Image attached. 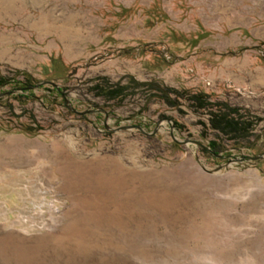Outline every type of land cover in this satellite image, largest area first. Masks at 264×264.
I'll return each instance as SVG.
<instances>
[{"label": "rangeland", "instance_id": "rangeland-1", "mask_svg": "<svg viewBox=\"0 0 264 264\" xmlns=\"http://www.w3.org/2000/svg\"><path fill=\"white\" fill-rule=\"evenodd\" d=\"M0 75L50 82L0 97V264H264V0H0Z\"/></svg>", "mask_w": 264, "mask_h": 264}, {"label": "trees", "instance_id": "trees-1", "mask_svg": "<svg viewBox=\"0 0 264 264\" xmlns=\"http://www.w3.org/2000/svg\"><path fill=\"white\" fill-rule=\"evenodd\" d=\"M132 80V79H131ZM135 82V86L141 88L146 87L147 98L160 99L169 105H175L176 100L183 98V94L180 90L166 86L157 81L142 82V81H132ZM34 82H29V80H17L15 77H6L0 75V88L3 89L6 86L11 85V87L6 91H11L10 96L17 95L28 100L32 98V92L34 88H30ZM98 94L105 99H123L128 95L127 89L129 85H125L122 82L111 83L107 78L102 77L94 87ZM55 92L62 93L60 87H54ZM0 91V92H6ZM191 105L196 110L209 111L210 116V126L212 129L223 133V134H234L235 136L247 137L249 133L253 132L255 127V120L249 118H244L239 112L237 107H231L225 103L217 105L216 102L208 100L202 93H197L191 96L189 99ZM226 107V110L223 106ZM218 144L215 141L210 142V149L215 150Z\"/></svg>", "mask_w": 264, "mask_h": 264}, {"label": "water", "instance_id": "water-1", "mask_svg": "<svg viewBox=\"0 0 264 264\" xmlns=\"http://www.w3.org/2000/svg\"><path fill=\"white\" fill-rule=\"evenodd\" d=\"M48 83H50L49 81H39V82H37V83H34L33 85H31L30 86V88H37L38 86H40V85H43V84H48ZM55 87H58V86H56V84H54V83H52ZM11 93V91H6V92H0V97L1 96H5V95H9ZM73 109V111H75V112H80V111H78V110H76V109H74V108H72ZM90 111H96L95 109H93V110H90ZM98 111H102V112H104L102 109H98ZM87 111H83V112H80V113H86ZM168 122H171V120L169 119V118H167L166 119ZM159 124V123H158ZM107 128H108V126H106ZM131 128H137V129H139L140 131H142V132H145L144 131V129H143V127L141 126V125H123V126H119V127H117V128H114V129H112L113 131H118V130H124V129H131ZM156 130V129H155ZM155 130L153 131V132H151V133H154L155 132ZM147 134H150V133H147ZM173 139L175 140V141H177V142H179V143H183V144H187V143H196V144H199V145H201L202 147H204V148H206L208 151H210V152H212V150L209 148V147H207V146H205V145H203L202 143H200L199 141H195V140H190V139H178L174 134H173ZM214 153V152H213ZM216 156H220V154L219 153H214ZM262 158H264V153H261V154H258V155H254V156H252V155H248V156H242L241 158H236L238 161H245V160H260V159H262Z\"/></svg>", "mask_w": 264, "mask_h": 264}, {"label": "flooded vegetation", "instance_id": "flooded-vegetation-1", "mask_svg": "<svg viewBox=\"0 0 264 264\" xmlns=\"http://www.w3.org/2000/svg\"><path fill=\"white\" fill-rule=\"evenodd\" d=\"M221 157H224V155L222 154Z\"/></svg>", "mask_w": 264, "mask_h": 264}]
</instances>
